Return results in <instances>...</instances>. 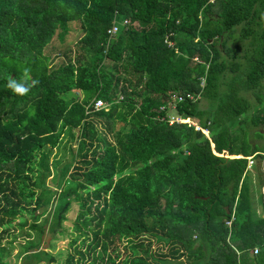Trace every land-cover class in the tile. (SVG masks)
I'll list each match as a JSON object with an SVG mask.
<instances>
[{
  "label": "trees",
  "instance_id": "16d2710c",
  "mask_svg": "<svg viewBox=\"0 0 264 264\" xmlns=\"http://www.w3.org/2000/svg\"><path fill=\"white\" fill-rule=\"evenodd\" d=\"M263 187L264 0H0V264H264Z\"/></svg>",
  "mask_w": 264,
  "mask_h": 264
},
{
  "label": "rangeland",
  "instance_id": "374dc122",
  "mask_svg": "<svg viewBox=\"0 0 264 264\" xmlns=\"http://www.w3.org/2000/svg\"><path fill=\"white\" fill-rule=\"evenodd\" d=\"M74 29L75 30H72L71 33L67 36V39H66V42L67 43H70L71 45L77 41V38H78V26L76 25H73ZM51 45H54V48H51ZM73 47V50L75 52L76 50V47H75V44L72 45ZM61 46H60V42L57 38H53L52 41L46 46V52L50 54V57H52L53 59H56V58H59L60 56V53L59 51L61 50ZM73 52V53H74ZM119 72H121V75H124L125 72L119 68ZM69 94H71V92H69ZM115 129L117 131H126L127 129V125L125 124H122V123H118L116 126H115ZM76 129H74V133H76ZM76 139H73L70 143H71V146L75 147L76 146ZM69 143V144H70ZM68 144V146H69ZM63 147V145L61 146ZM59 155L60 154H64V158H67L68 157V149L66 148V150H63V148L59 149V152H57ZM50 183V181H49ZM48 199L49 200H53V195H49L48 196ZM78 211V205L77 203L73 202L70 209L68 210L67 214H66V219L64 220L63 222V228L65 229L66 233L62 234V233H56V236L55 237H52V234L51 232L48 230V224L45 225V231L44 233L41 235V239H40V242H39V249H42V250H46L48 252H50L51 254H53L56 259H57V263H60L61 261H63L65 259V256H66V253L68 251H71L73 252V248H72V245H70V241L71 239L75 236V233H70L69 232L72 230V225H73V220H74V217L76 215ZM27 218V224L29 225V223H31L32 221H36V220H40V222H43V218L44 216L42 217H39L38 219H34L32 217H30L29 215L26 216ZM17 221V219H16ZM28 225H26L25 228H28ZM15 228H13V231H14ZM12 231V230H11ZM12 234H14V232L11 233V236ZM17 235H19L16 239H11V240H8L5 242V245L6 246H9V242L12 241V247H10V250L12 252V256L10 257V254L8 252H5L2 256V259L3 261L7 262V263H10V259L11 261L12 260H15V258L17 256H19L20 254L22 255V257H24V246L27 244V240L26 238H24V236H20V231L18 230L16 232ZM7 236L10 238V235H4L3 238ZM2 238V243L4 244V240Z\"/></svg>",
  "mask_w": 264,
  "mask_h": 264
},
{
  "label": "built area",
  "instance_id": "2783aa9c",
  "mask_svg": "<svg viewBox=\"0 0 264 264\" xmlns=\"http://www.w3.org/2000/svg\"><path fill=\"white\" fill-rule=\"evenodd\" d=\"M123 23H126V20H124ZM116 29H117V27L113 26L112 28H110L108 30V32L111 35H113L116 32ZM173 98L177 99L179 101H184V100H191L192 101V100H195L197 98V96L195 94H193V93H190V92L185 93V94L176 92V93H173ZM104 105H105V103H104V101L101 98L96 99L94 104H93L95 109H99V108L103 107ZM169 118H170V120H169L170 123H172L173 121H182L183 120L182 117L179 116V115L178 116L177 115H170ZM185 121H187L189 125H193L196 129H201L205 134L208 133L207 129L203 128L194 119H192V118H188L187 119L186 118ZM247 159H248V165L247 166L249 167L253 163V155L248 156ZM226 223L229 224L230 222L226 221ZM257 253H258V247L255 246L253 248V254H257Z\"/></svg>",
  "mask_w": 264,
  "mask_h": 264
},
{
  "label": "flooded vegetation",
  "instance_id": "af4514ba",
  "mask_svg": "<svg viewBox=\"0 0 264 264\" xmlns=\"http://www.w3.org/2000/svg\"><path fill=\"white\" fill-rule=\"evenodd\" d=\"M16 221V220H15ZM18 231V229H16L14 232L16 233ZM11 231L9 232V235H10V238L9 237H7V236H5L4 238H3V240H4V245H5V242L6 241H8V240H11V238H12V236H11ZM12 256V252L10 253V257ZM13 262H15V264H29L28 262H26V261H24L23 260V257H22V255L20 254L19 256H17L16 258H15V260H12ZM12 261H11V259H10V262L12 263Z\"/></svg>",
  "mask_w": 264,
  "mask_h": 264
},
{
  "label": "clouds",
  "instance_id": "9594fccd",
  "mask_svg": "<svg viewBox=\"0 0 264 264\" xmlns=\"http://www.w3.org/2000/svg\"><path fill=\"white\" fill-rule=\"evenodd\" d=\"M8 87L13 89L14 92L19 93V94H24L27 91L25 87L17 84L14 80L9 82Z\"/></svg>",
  "mask_w": 264,
  "mask_h": 264
},
{
  "label": "crops",
  "instance_id": "0c3cea01",
  "mask_svg": "<svg viewBox=\"0 0 264 264\" xmlns=\"http://www.w3.org/2000/svg\"><path fill=\"white\" fill-rule=\"evenodd\" d=\"M262 192L264 193V187L262 188ZM254 206L256 207L257 212H261V206L260 203L258 201V190L254 191Z\"/></svg>",
  "mask_w": 264,
  "mask_h": 264
}]
</instances>
